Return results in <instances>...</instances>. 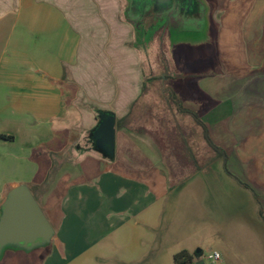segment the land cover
Masks as SVG:
<instances>
[{"label": "crops", "instance_id": "obj_1", "mask_svg": "<svg viewBox=\"0 0 264 264\" xmlns=\"http://www.w3.org/2000/svg\"><path fill=\"white\" fill-rule=\"evenodd\" d=\"M204 1L207 36L192 47L212 48L210 75L198 92L181 89L191 103L164 87L160 143L116 127L110 160L73 136L98 125L92 108L117 125L144 94L149 61L123 0H2L12 23L0 27V217L8 192L27 185L55 235L5 248L0 264H94L112 251L111 263L138 264L156 249L169 264L172 248L191 264H264V0ZM107 15L124 33L105 30Z\"/></svg>", "mask_w": 264, "mask_h": 264}, {"label": "rangeland", "instance_id": "obj_2", "mask_svg": "<svg viewBox=\"0 0 264 264\" xmlns=\"http://www.w3.org/2000/svg\"><path fill=\"white\" fill-rule=\"evenodd\" d=\"M112 1V0H105ZM110 4V3H109ZM5 6V2L2 3L0 0V12L3 10ZM94 19L95 15L92 16ZM107 19L106 29L107 31H116L119 30L124 33V26L118 25L114 16L107 15L105 16ZM113 19V21H112ZM12 23L11 18H7L6 16L0 15V27L1 26H10ZM122 28V29H121ZM185 36H193L192 34H184ZM199 36V34H197ZM195 36V35H194ZM189 38V37H188ZM8 39V31L4 30L0 34V53L4 44ZM139 41V40H138ZM161 42V41H159ZM159 42L149 43L144 46V44H137L140 46V50H144L147 54L146 62L149 61L147 67L143 68L146 70L147 82H146V90L145 93L141 96L138 102L133 106V112L128 114V117L125 118L122 127L118 130H126L127 133L130 134L131 131L135 133H144L145 135L148 133L152 137H154L157 141L162 137V129H163V118H166L165 109V99L167 96L163 92L164 87L165 90H170L173 95H171L172 102L181 103L184 99L185 103H191V100L186 97V95L182 92L185 89V93L189 94L190 91H194V89L199 91L198 83L200 79L205 78L206 75H210L211 69L209 67V63H202L203 53L207 50H211L212 48L206 45L205 47L195 48L192 47L193 43L187 41L185 45L177 46L174 49L172 48V56L170 55L169 45H165L164 49H160ZM145 65V64H144ZM163 78V79H162ZM182 89V90H181ZM181 95V96H179ZM181 97V98H180ZM203 97H205L203 95ZM96 116L100 114L96 113V109L92 108ZM120 121V120H119ZM125 132V131H124ZM75 137L73 136L74 141L79 143L78 145L85 147L87 149L93 148V142L90 139V134H85V138L81 139L82 133L80 134L78 130L74 132ZM81 139V140H79ZM158 143H160L158 141ZM6 152L3 148L0 147V154H4ZM81 153V150L80 152ZM186 158L183 159L185 167L187 171L194 170L195 163L194 158L190 159L191 154H185ZM190 159L192 163L190 162ZM174 167L173 165H171ZM218 166V165H215ZM157 238L155 239V243L157 242ZM143 246H146V241H143ZM151 246V244H150ZM12 247V246H9ZM44 247V246H43ZM14 248V247H13ZM42 248V247H41ZM192 249V248H191ZM171 254L169 255V264H174V256L182 251L178 249L171 250ZM173 255L172 253H174ZM103 258L97 259L94 257V264H113V259L116 258L114 251L106 252L101 255ZM140 258L138 259V264H164L163 257L166 259L167 255H163L159 252V249H156V252L153 253L151 251L148 254L138 255ZM112 258V259H108ZM166 264V263H165ZM211 264V263H206Z\"/></svg>", "mask_w": 264, "mask_h": 264}, {"label": "water", "instance_id": "obj_3", "mask_svg": "<svg viewBox=\"0 0 264 264\" xmlns=\"http://www.w3.org/2000/svg\"><path fill=\"white\" fill-rule=\"evenodd\" d=\"M204 21L201 35L206 38L209 28L208 7L203 5ZM195 19H189L188 27ZM200 23V21H197ZM201 24V23H200ZM187 27V26H186ZM95 151L114 157L116 142V116L111 112L99 115L98 125L91 135ZM55 230L27 185L12 188L2 205L0 217V254L9 246L33 250L51 244Z\"/></svg>", "mask_w": 264, "mask_h": 264}, {"label": "flooded vegetation", "instance_id": "obj_4", "mask_svg": "<svg viewBox=\"0 0 264 264\" xmlns=\"http://www.w3.org/2000/svg\"><path fill=\"white\" fill-rule=\"evenodd\" d=\"M204 4V0H123L122 17L132 28L139 43L145 46L146 43L150 45L161 41L158 47L164 49L165 45H169L172 56V48L184 45L187 41L195 44L203 40L200 32L203 28ZM189 19L200 21L201 24L195 21L190 28L188 25L191 24L187 23ZM92 142L95 146L94 140Z\"/></svg>", "mask_w": 264, "mask_h": 264}, {"label": "trees", "instance_id": "obj_5", "mask_svg": "<svg viewBox=\"0 0 264 264\" xmlns=\"http://www.w3.org/2000/svg\"><path fill=\"white\" fill-rule=\"evenodd\" d=\"M163 79V78H162ZM145 90H146V84L144 85V87H143V91H144V93H145ZM142 94H143V92H142ZM136 104V103H135ZM134 104V105H135ZM133 107V106H132ZM105 113V111H102V110H100V109H96V113L97 114H100V113ZM128 117V116H127ZM126 117V118H127ZM97 118L99 119V116H97ZM124 120H125V118H124ZM124 120H120V121H118L117 122V125H116V127L118 128V129H120L121 127H122V124H123V122H124ZM97 127V126H96ZM96 127L94 128V129H92L90 132H89V134H90V138H91V135L93 134V132L95 131V129H96ZM204 132H206V129H205V127H204ZM12 139V138H11ZM205 139H206V142L208 143V145L210 146V147H212V148H214V149H217L212 143H211V140L209 139V137L207 136V134H205ZM92 150H94L95 151V146L93 145V148H91ZM85 151V150H84ZM95 152H97V151H95ZM104 157H106L107 159H110V160H112V159H114V157H109V156H104ZM193 262V256L189 253V252H187V251H182V252H180V253H178V254H176L175 256H174V264H191Z\"/></svg>", "mask_w": 264, "mask_h": 264}, {"label": "built area", "instance_id": "obj_6", "mask_svg": "<svg viewBox=\"0 0 264 264\" xmlns=\"http://www.w3.org/2000/svg\"><path fill=\"white\" fill-rule=\"evenodd\" d=\"M209 259L213 261H219L221 259V256L218 252H215L209 255Z\"/></svg>", "mask_w": 264, "mask_h": 264}]
</instances>
